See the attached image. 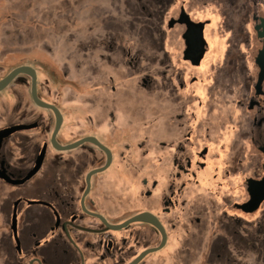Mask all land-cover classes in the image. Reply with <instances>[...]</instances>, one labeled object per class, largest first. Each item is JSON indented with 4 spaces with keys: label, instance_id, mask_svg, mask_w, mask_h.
<instances>
[{
    "label": "flooded vegetation",
    "instance_id": "flooded-vegetation-1",
    "mask_svg": "<svg viewBox=\"0 0 264 264\" xmlns=\"http://www.w3.org/2000/svg\"><path fill=\"white\" fill-rule=\"evenodd\" d=\"M5 1L0 264L264 257V0H96L82 40L86 0H34L53 37L23 44L67 51L63 91L9 68Z\"/></svg>",
    "mask_w": 264,
    "mask_h": 264
},
{
    "label": "rangeland",
    "instance_id": "rangeland-1",
    "mask_svg": "<svg viewBox=\"0 0 264 264\" xmlns=\"http://www.w3.org/2000/svg\"><path fill=\"white\" fill-rule=\"evenodd\" d=\"M27 2L29 4V1L32 3V10L24 12L22 11V3ZM46 1V0H42ZM34 0H12L11 1V34H10V48H9V57H8V65L9 68H12L16 65L23 64V63H36V66H38L43 73L44 76H46V79H49V76L51 74L57 76V82L58 87L60 91H63L65 89L64 87L67 85L66 79L62 77V66L65 65L66 67V56L67 51L63 49H58L57 51L54 50L53 54L55 52L54 57L59 58V61L56 62L55 59L52 58V54L46 50H43L42 53L39 51H35L34 49L30 50L27 45L23 44L27 41H39L40 39H47L49 40L53 35L49 34V18L47 17V14L45 13L43 9V13L37 12V10L34 7ZM96 0H86L84 3H82L81 7H78L75 9V31H76V40H82L83 36L81 33L77 34L78 31H84V26L93 24V20L95 19V16H87V12L91 11V9H95V6H97ZM6 5L5 0H0V26L4 25V16H3V9ZM42 6H44V3H42ZM39 7V6H38ZM42 8V7H41ZM40 9V7H39ZM125 13V12H124ZM97 14V11L94 13ZM43 15V17H41ZM41 21V22H40ZM93 21V22H91ZM38 25H41V27H37ZM59 25H66L63 22H60ZM24 27L25 33L21 28ZM82 28V29H81ZM81 29V30H80ZM4 39V33L0 32V57L3 58V54L8 51V49L5 48V45L3 44ZM61 41V39H60ZM77 52V50H75ZM37 52V53H35ZM81 55L78 56V58L81 59ZM63 64V65H62ZM82 64V62H80ZM77 79V78H76ZM75 115H79L80 118L82 117V100L81 95L83 93L84 88L86 87V84L84 85L80 81L75 82ZM62 100V99H60ZM65 105V104H64ZM67 106V104L65 105ZM70 105L66 107L67 111H72L69 108ZM235 264H264V257L257 256L256 253L252 252L249 257L247 258H235Z\"/></svg>",
    "mask_w": 264,
    "mask_h": 264
},
{
    "label": "water",
    "instance_id": "water-1",
    "mask_svg": "<svg viewBox=\"0 0 264 264\" xmlns=\"http://www.w3.org/2000/svg\"><path fill=\"white\" fill-rule=\"evenodd\" d=\"M263 27H264V21H263ZM262 36L264 37V32ZM25 71H27L26 68H20V69L15 70L7 79L0 82V90H2L17 74L23 73Z\"/></svg>",
    "mask_w": 264,
    "mask_h": 264
}]
</instances>
